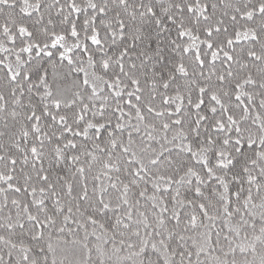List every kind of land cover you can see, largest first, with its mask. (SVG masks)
I'll return each instance as SVG.
<instances>
[{
	"label": "snow or ice",
	"instance_id": "obj_1",
	"mask_svg": "<svg viewBox=\"0 0 264 264\" xmlns=\"http://www.w3.org/2000/svg\"><path fill=\"white\" fill-rule=\"evenodd\" d=\"M0 264H264V0H0Z\"/></svg>",
	"mask_w": 264,
	"mask_h": 264
}]
</instances>
